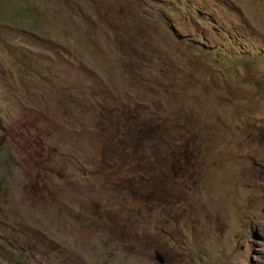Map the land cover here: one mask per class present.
<instances>
[{
	"label": "rangeland",
	"instance_id": "1",
	"mask_svg": "<svg viewBox=\"0 0 264 264\" xmlns=\"http://www.w3.org/2000/svg\"><path fill=\"white\" fill-rule=\"evenodd\" d=\"M158 254L264 264V0H0V264Z\"/></svg>",
	"mask_w": 264,
	"mask_h": 264
},
{
	"label": "crops",
	"instance_id": "2",
	"mask_svg": "<svg viewBox=\"0 0 264 264\" xmlns=\"http://www.w3.org/2000/svg\"><path fill=\"white\" fill-rule=\"evenodd\" d=\"M57 9L52 10V9H47L44 12H42L41 14L37 15L34 20L32 22H29L31 24V26L34 29H38L40 30L42 23H43V18L46 14H49V16H52V18L55 19H59L57 20L58 23H60L61 25H67L68 24V20H69V15L67 14H63V13H57ZM59 16V17H57ZM65 21V23L63 22Z\"/></svg>",
	"mask_w": 264,
	"mask_h": 264
},
{
	"label": "water",
	"instance_id": "3",
	"mask_svg": "<svg viewBox=\"0 0 264 264\" xmlns=\"http://www.w3.org/2000/svg\"><path fill=\"white\" fill-rule=\"evenodd\" d=\"M157 261L160 262L161 264H164L165 263V259L161 256V255H157L156 257Z\"/></svg>",
	"mask_w": 264,
	"mask_h": 264
},
{
	"label": "trees",
	"instance_id": "4",
	"mask_svg": "<svg viewBox=\"0 0 264 264\" xmlns=\"http://www.w3.org/2000/svg\"><path fill=\"white\" fill-rule=\"evenodd\" d=\"M171 155H174V152L171 150Z\"/></svg>",
	"mask_w": 264,
	"mask_h": 264
}]
</instances>
